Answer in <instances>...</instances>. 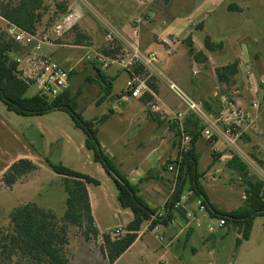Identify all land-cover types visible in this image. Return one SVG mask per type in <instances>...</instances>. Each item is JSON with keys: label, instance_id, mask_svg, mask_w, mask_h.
Returning <instances> with one entry per match:
<instances>
[{"label": "rangeland", "instance_id": "obj_1", "mask_svg": "<svg viewBox=\"0 0 264 264\" xmlns=\"http://www.w3.org/2000/svg\"><path fill=\"white\" fill-rule=\"evenodd\" d=\"M5 1L17 3L18 0ZM45 2L43 17L35 33L39 34L40 41L46 42L43 45L49 43L60 45L59 49L51 47L45 52L56 51L53 57L60 63L65 59L69 60L63 66L66 70L74 67L73 88L77 90L76 93L85 85V79L89 77L96 79V76H92L93 74L98 76L95 66H101L104 71L112 67L109 71L111 74L115 73L116 68L120 69L117 64L107 62L108 65H106L100 61L104 57L109 59L121 57V47L111 50L107 41L106 22L114 24L111 15L115 18L116 14L120 17L123 14L131 16L129 28L132 29L131 35L135 29L139 31V27L143 26L145 28L144 37H147V40L151 39V42L160 43L163 41L161 35L167 37L173 32L179 41L173 39L177 48L170 54L175 53L177 58H183L186 63L192 62V58L187 52V42H183V39L192 34L195 41L194 50L203 51L205 56L207 54L206 60L203 61L206 66L202 70L206 82L198 87V94L194 98L202 101L205 110L212 114H217L220 109V96L229 98L236 105L239 104L247 110H253L254 113L252 126L241 136L237 143L238 148L229 147L224 138L216 134L213 136L212 143L207 142L202 134L197 141L200 182L210 201L223 210H235L243 206L246 190L251 184L263 181L261 170L264 171V166L257 161H264V0H45ZM232 5L238 6L241 11L229 10ZM126 6L135 12L130 11ZM72 10L79 12L78 22L62 37H53V28ZM6 28L7 25L0 19V35L6 33ZM208 35L215 44L222 42L223 47L215 52H208L204 47V41ZM78 39L82 40L81 45H75L78 44ZM70 46H83L84 48ZM152 49L159 56L158 66L163 68L169 58L165 48L154 45ZM19 53L22 56L26 55L30 53V48L22 47ZM88 57L90 59H87ZM234 63H238V73L231 78L230 82H221L216 70ZM163 69L164 73H167L166 68ZM126 82L127 73L120 71L114 81L113 94L115 96L121 93ZM89 85L84 88L78 99V107H76V112L84 120L101 117L107 112L109 104L104 102L97 105L94 102L95 96L92 90L94 88L96 92L98 84L93 82ZM210 92L214 95H209ZM34 95H36V89L30 87L27 97ZM166 97V100L175 104L173 112L166 114L158 100L152 103L159 106L165 114L164 119H161L162 115L158 114L159 119L171 126L170 122L174 120L176 110L184 108L169 88H167ZM96 99L98 100V95ZM254 104L258 105V108H253ZM150 108L151 105H147L149 112ZM178 126L180 128V124ZM116 127L115 119H112L100 128L101 145L105 144L110 147V143L118 137ZM188 129L193 128L190 125ZM86 138L85 132L75 126L74 120L65 111L54 110L41 116H20L8 111L0 100V179L6 172L7 165L19 155H31L41 161V168L39 167L36 172L32 173V176L29 175L30 178L36 179L28 186L18 187L15 190H0V229H10L12 227L9 219L10 212L23 204L25 199L35 196L34 203L47 210H52L59 217L63 216L67 196L62 179L53 172L46 163V159L54 163L61 162L70 169L86 173L101 183L100 186L90 185L94 205L93 215L100 239L91 240V243L85 242L82 236L84 227H70L67 247L69 257L71 260L75 259L74 264H109L100 251L102 237L104 234H109L113 239L123 237L127 233L126 226L132 219V212L121 207L117 200L118 189L114 181L108 183L104 169L94 162L93 152L85 147ZM179 138L180 135L175 136L176 143ZM219 141V145L216 146ZM177 154L179 155L178 147ZM233 157H237L244 163L247 170L240 171L230 168L228 161ZM170 166L168 161H164L160 164V169L165 167L169 170ZM156 172L155 168L152 169L142 187L149 184L152 186L160 184L159 177H157L159 173ZM29 176L21 181H25ZM176 180L175 177L171 189L167 190L170 197L175 191ZM185 188L183 195L187 197L181 202L190 203L194 200V196L193 193L191 195L187 192L189 185ZM142 193L155 205L161 202L160 196L155 193ZM158 206L161 207L160 204ZM158 206L153 209L159 210ZM193 208L198 212L197 203L193 204ZM198 214L199 219L210 221L215 229L210 233L211 236L206 244V249L213 253V264H264V216L255 218L250 240L236 249V242L242 239L244 232L242 224L229 223L226 233L221 235L218 219L210 218L204 211H199ZM118 228L124 229L122 231ZM145 240L154 244L158 242L150 233H146ZM142 246L143 243H139L120 264H127L132 256L134 259L131 258L128 264H150L151 262L146 260L143 262L139 259L141 258L140 253L136 258L135 254L142 250ZM146 256L150 257V255ZM155 257L153 256V259Z\"/></svg>", "mask_w": 264, "mask_h": 264}, {"label": "trees", "instance_id": "obj_2", "mask_svg": "<svg viewBox=\"0 0 264 264\" xmlns=\"http://www.w3.org/2000/svg\"><path fill=\"white\" fill-rule=\"evenodd\" d=\"M45 7V0H18L17 3L0 0V18L24 31L35 33L42 20V12ZM234 9L241 11L236 5L230 6L229 10ZM191 39L190 36L186 40L189 56L196 62L202 63L206 60V56L203 52L194 50ZM77 43L75 45H81L82 40L78 39ZM204 47L212 53L221 49L223 43L215 44L207 36ZM21 48L22 46L10 39L6 33L0 35V100L8 111L20 116H41L54 110L69 113L75 126L85 132L87 136L85 145L93 152L94 161L99 163L115 181L118 189L117 199L121 207L131 210L133 214V220L126 226L127 233L123 237L113 239L109 234H104L102 237L100 251L109 264H114L135 243L144 223L150 222V229L153 230L159 225L167 226L172 222L175 212L185 216L182 208L175 206L181 202L187 183L190 185L189 189L194 198L201 201L212 218L224 219L225 226H228L229 223H240L244 226L242 239L237 240L236 249L241 245L242 240L250 238L255 218L264 216V181L250 185V188L246 190L245 204L238 209L225 212L214 206L200 182L201 175L198 172L196 144L202 130L198 119L191 118L194 120L191 130L188 129L189 125L184 124V132L193 136V147L182 163L175 191L169 198L163 215L159 216L158 210L147 205L144 199L138 195L137 187L129 183L111 157L102 149L98 139V127L108 120V115L95 120H84L76 112L77 96L73 95L70 89L52 102L38 95L27 97L30 86L20 79L17 70L18 64L10 56L12 52H19ZM95 69L101 86L97 101V104H100L112 95L113 79L106 74L101 66H95ZM137 71L141 75L145 74L142 68H138ZM237 73L238 63L216 70L219 80L223 83L230 82ZM73 74L74 72L71 73V76ZM154 80L153 78L149 82V86L156 93L157 87ZM92 81V77L85 79V83ZM145 96L148 103L153 100L151 94L147 93ZM151 115L153 118H157L156 115ZM176 133L178 136L182 133L179 126ZM257 162L264 166V161L258 160ZM46 163L62 179L67 196L65 212L62 217H59L52 210L42 208L34 202L14 208L9 215L12 227L0 229V264H71L67 250L70 227H84L82 236L86 241L100 239L88 192V185H99V181L74 171L61 162L54 163L46 159ZM228 166L234 170H247V166L237 157L228 161ZM38 169L39 166L30 159L16 161L2 175L0 190L3 187L12 189L21 179Z\"/></svg>", "mask_w": 264, "mask_h": 264}, {"label": "crops", "instance_id": "obj_3", "mask_svg": "<svg viewBox=\"0 0 264 264\" xmlns=\"http://www.w3.org/2000/svg\"><path fill=\"white\" fill-rule=\"evenodd\" d=\"M126 7L130 11L135 12L128 6ZM111 18L114 19L113 20L114 22L112 21L111 22L114 23L115 25L111 23L110 24L115 29H117L118 31L122 32L125 35L131 36L132 29H129L130 22L132 19L131 16H127L123 14V16L120 17L116 14V18L114 17V15H111ZM0 19L6 25L9 24L4 19L2 18ZM192 24L195 25V23H191V25ZM144 31H145V28H143V26H140L139 27V34H140L139 42L141 45V49L144 52H154V50L152 49L154 45L164 47L165 52L169 56V58H167L166 60L165 65L163 66V68H166L167 70V73H165V75L167 76L169 80L177 83L185 92L187 91L189 94L187 92L186 93L190 95L192 98L196 97V94H198V90H197L198 87L201 85L203 86L204 82H206L205 75L202 74L203 67L206 66V63L196 62L191 56L190 57L192 58V62L190 61L186 63L184 62L183 58L181 59L177 58L174 55L175 53L170 54L172 51H175V49L177 48V45H175L173 39H175L176 41H179V38L177 37V35L173 34V32L169 33L167 37H164L163 35H161L164 42L162 41L159 43V42H154V41L151 42L152 41L151 39H150L151 41L149 39L147 40V37H144ZM190 36L192 37L191 42L193 44L195 41L193 39L194 37L192 36V34L185 37L183 39V42L186 41ZM51 47L54 49L55 48L59 49L60 45L57 43H49L47 45H43L41 47V50H35V49L30 48V54L46 55L45 53H48V52H45V50ZM70 47L84 48L83 46L81 47L80 46H70ZM193 48L195 49L194 44H193ZM187 52L189 54V47H188ZM55 53L56 51L52 50V51H49L47 55L54 56ZM10 56L13 59H16L19 57H23L25 55L22 56L19 52H12ZM68 61H69L68 59H65L63 62L61 63L59 62V63L61 65H65L66 62ZM71 68H72L71 69L72 72H74V67H71ZM111 68L112 67L108 68L107 70H105V72L106 74L110 76V78L113 79L112 95L108 99L100 103V104H103L104 102L109 103L107 112L104 114V115H108L109 118L103 125H100L98 128H99V133H100V128L102 126L107 124L112 119H115V124L117 126L116 134L118 137L114 139L112 143H110L111 144L110 147L109 145L106 146L105 144L101 145V143L100 145L102 149L105 151V153L108 154L109 157H111V159L114 161V164L116 165L118 170L121 172V174L129 181L131 185L137 187L138 195L144 199L147 205L153 208V207H157L160 204L161 207L158 206L160 207V209L158 210V213L164 212L165 206L170 198V195H168L167 190L171 189L170 187H172L171 185L173 181L175 180L176 176L173 172L167 170L165 167L163 168L161 167L162 169H160V164H162V162L164 161H168L170 164H172V161L178 155L177 147H178L179 141L178 143H176L175 141V136L177 135V133H175L176 132L175 130L178 129V125L174 122H170L172 124L170 126L166 122H163L160 119L158 120L159 118L158 116H156L157 118H153V116L147 110L148 102L146 100V96H145L146 94L140 99L125 98L122 96L124 87H125L124 86L121 93L115 96L113 94L114 81L119 75L120 71H123V70L121 69L118 70L116 68L115 73L111 74L109 72ZM163 68H160V69L163 72H165ZM169 73L170 75L171 74L172 75L170 76ZM92 76L93 77L96 76V79L93 78L92 82L85 83V85L81 87L78 93H76L77 90L73 88V76H72L70 90L73 95L77 96L76 98L77 107H78V99L82 95L84 88L87 86H90L89 84L93 82H96L98 84L97 91L95 92L94 88L92 90L93 91L92 93L95 96L94 102L97 104L98 100L96 99V97L98 95V99H99L101 86H100V81H99L98 76L95 74H93ZM128 78H129V74L127 73V81H128ZM154 79H155L154 82L156 81L155 85L157 87V92L156 93L153 92L154 95L151 94L153 96L152 101L158 100L165 112L167 113L173 112L174 110L173 108L175 107V104L174 103L172 104L169 100H166L167 99L166 97L167 88H168L166 82L158 78H154ZM216 94L217 93H215V95ZM209 95H214V94L210 92ZM194 99L199 100L197 98H194ZM229 102H232L231 99L226 98L224 96H220V106H219L220 109L218 111L222 110ZM100 104H97V105H100ZM176 111H180V110L177 109ZM101 117H95L91 120H95ZM187 118L184 124L192 126V124L194 123L193 122L194 120L191 118H194V117L188 116ZM251 124H249L248 126L244 128V133L250 130L252 126ZM98 139H99V134H98ZM219 143L220 141L217 143L216 146H218ZM197 148H198V144H196V153L198 155ZM25 158L32 160L35 164H37L41 168V164H40L41 161L39 158L31 156V155H19L16 159L11 161V163L7 165L6 170L16 161L20 159H25ZM198 161H199V156H198ZM154 168L159 173L157 174V177H159L160 184H155L154 186H152V184H149L148 186L142 187V185L144 184L143 182L145 181L146 178H148V176L150 175L149 173H151L152 169ZM82 174L90 176L86 173H82ZM104 174L106 175V180L108 181V183H110L111 181H114L106 172H104ZM35 179L36 178H30L29 176V178H27L23 182L21 181L22 180L21 179L17 184L14 185L12 189L5 188V187H3L2 189L15 190L18 187L24 188L28 186V184L31 183ZM150 183H153V182H150ZM100 184L95 185V186H100ZM114 184L116 185L115 181H114ZM90 185H94V184H90ZM90 185H88V192H89L91 209H92V214H93L94 205H93V198H92V193L90 190ZM188 185L189 184L187 183L186 187H188ZM116 188H117V185H116ZM187 190L186 191L192 195V192H190L189 189ZM142 192L155 193L156 195L160 196L161 202H158L155 205L154 203L149 201L143 195ZM184 193H185V190H184ZM186 197L187 196L183 195V198H186ZM35 198L36 196L32 197L31 199H27V200L25 199L23 201V204H20L19 206L24 205L28 202H34ZM198 201L199 199L194 198V200L190 203H184L185 201L183 203L181 202L182 204L181 208L184 211L185 216L180 215L178 212H175L173 221L170 222L167 226L159 225L157 226V229L154 228L153 230H151L150 222L144 223L141 227L140 232L138 233V239L114 264H120V262L124 259V257L128 253L135 250V248L141 242L143 243L142 250L138 251L137 254L135 255H137L136 256L137 258L140 253L141 258L139 259H141L143 262L146 260L147 262H151L150 264H213V260H214L212 258L213 253L212 251H208L206 249V244H207L208 239L211 236L210 233L214 232L215 229L213 231L210 230V226H212L210 221H206V220L202 221L201 219H199L200 215L198 214V212L202 210H200ZM195 203H197L198 205V212L196 209L193 208V204ZM212 204L216 206L214 203ZM216 207L218 209H221L218 206ZM223 211L230 212L232 210H223ZM204 212H206V214L210 218H212L207 211H204ZM131 217H132L131 219L132 221L133 214ZM95 225H96V220H95ZM144 225H145V228L143 229ZM118 229H121L123 231L124 228H118ZM220 230H221L220 232L221 235L226 233L227 226L221 227ZM146 233H150L154 237V239L158 241L157 244H154L150 241H146L145 240ZM250 237H251V233H250ZM249 240L250 238L248 240H242V243L239 246V248L242 246L243 243ZM85 242L91 243L90 241H85ZM90 247L92 246L90 245ZM89 252L91 255L90 250ZM146 255H150V257H147ZM153 256H156L155 259H153ZM131 258L134 259V257L132 256L129 258V260ZM104 259L106 258L104 257ZM72 260H71V264H74L75 259L73 261ZM129 260L127 261V264ZM105 261L107 262V259ZM230 264H233V263H230Z\"/></svg>", "mask_w": 264, "mask_h": 264}, {"label": "built area", "instance_id": "obj_4", "mask_svg": "<svg viewBox=\"0 0 264 264\" xmlns=\"http://www.w3.org/2000/svg\"><path fill=\"white\" fill-rule=\"evenodd\" d=\"M79 19L80 14L77 10L68 12L53 28L52 36L55 38L62 37L75 26ZM106 27L108 29L107 41L110 45L109 49L114 50L121 47V57L117 59L104 57L100 61L106 63V65H108L107 62L117 64L121 70L129 74L122 96L128 99H140L147 93L154 95L149 82L153 78H158L167 83L169 90L180 100L184 108L174 113V120L172 121L177 123V125L180 124V130L182 131L178 143L179 155L169 167V171L175 174L177 180L182 163L193 147V136L184 132V122L188 116H193L200 121L202 126L201 134L207 142H213V136L216 134L224 138L229 147L238 148L237 143L244 133V128L253 122V110H247L239 104L236 105V103L229 102L217 114L207 112L202 101L192 98L177 83L167 78L158 66L159 56L156 52H144L141 49L139 31L137 29L129 36L115 29L108 22H106ZM6 34L22 47L35 50H41L43 44L46 43L39 40V34L29 33L10 23L7 25ZM87 59H90V57ZM13 60L18 64L17 70L20 79L25 81L30 87H34L36 95L49 102L56 100L71 87L72 70H66L63 65L54 59L53 55L29 53ZM138 68L144 70V76L138 73ZM148 105H151V114L156 116L160 114L162 115L161 119H164L165 114L159 106L152 102H149ZM253 108H258V105L254 104ZM165 113L167 114V112ZM261 175L264 181L263 170H261ZM198 205L200 210L206 211L200 200ZM175 207L181 208V202L177 203ZM163 213L159 212L158 215L162 216ZM218 222L220 228L226 225L224 219H218ZM155 228L157 229V227ZM210 230L213 231L214 227L210 226Z\"/></svg>", "mask_w": 264, "mask_h": 264}]
</instances>
